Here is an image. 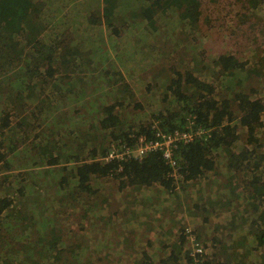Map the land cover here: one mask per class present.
I'll list each match as a JSON object with an SVG mask.
<instances>
[{
  "label": "trees",
  "instance_id": "obj_1",
  "mask_svg": "<svg viewBox=\"0 0 264 264\" xmlns=\"http://www.w3.org/2000/svg\"><path fill=\"white\" fill-rule=\"evenodd\" d=\"M176 2L0 0V103L3 104L0 110V165L5 166L7 172H12L15 167L23 169L30 162L31 167L44 168L39 173L41 184L36 177L31 182L29 178L20 182L19 176L14 175L12 184L0 185V228L5 230L6 236L0 237V264H83L91 260L93 254L97 260L90 264H116L111 261L113 255L108 261L100 248L93 250L92 256L89 254L92 249L88 245V232L77 237L72 232L63 233L62 225L49 215L47 217V213L56 211L60 196L65 204L75 191L80 194L79 202L85 210L82 222L100 231H110L113 235L110 241H116L120 248L123 238L126 242L136 239L139 242L140 237L144 238L137 229L143 213L149 221L157 215L168 217L167 221L173 227L178 220L195 216L197 210L209 218L211 207L215 206L213 197L210 196L206 204H198L201 199L184 197L183 192L175 193L195 180L207 181L199 194L207 192V186L212 187L209 190H215L210 181H216L208 174L217 165L230 174L241 173L246 185L264 188V146L257 137L264 130V87L247 92V80L242 85L235 80L245 66L242 62L237 63L233 55H221L217 60L220 79L214 78V71L203 74L200 70L199 77L176 73L175 79L165 83V100L170 107L157 109L147 121H141L140 116L135 118L132 111L128 116L119 113L118 108H124L120 100L113 104L105 100L108 97H124L122 100L129 103L135 100L133 92L125 87L119 66L113 65L111 70L97 69L96 64L101 61L99 55L102 59L105 49L112 48L114 54L123 53L121 65L131 76L132 66L128 67L126 62H141L143 70L148 69L146 64L155 56V45L162 28L172 35L178 31L195 32L175 11H171L169 17L164 15ZM187 11L189 21L197 23L200 20L201 11L195 0ZM263 11L264 0L241 1L237 22L239 27L246 26L243 34L249 36L246 39L250 42L264 36V18L259 15ZM157 22L162 23V27L153 31L152 26ZM126 33L131 35L133 45L119 50L115 45ZM127 41L130 40L126 38L123 42ZM72 58L77 66L82 62L85 69L99 72L91 77L95 96L101 95L99 101L90 103L92 107L98 105L91 115L96 121L92 128L82 131L78 125L71 129L70 123L67 126L57 116L69 97L75 96L79 101L88 96L87 89L77 94L73 82L68 77L60 78L59 70L54 66V63L70 64ZM262 60L254 66L264 67ZM61 101L62 107L59 106ZM49 104L53 106L46 108ZM28 106L38 110L37 122L29 116H21ZM48 116L56 117L59 122L49 126ZM88 116L85 114L83 119ZM44 122L49 131L61 129V134L56 135L60 138L58 143L45 135ZM23 126L30 132L23 133ZM188 131L199 132V135L188 143L178 142V148L172 150L174 164L160 150L139 159L120 158L124 146L134 150L139 147L142 137L163 142L164 137ZM87 133L96 137L98 143L95 146L89 147ZM241 133H245V141L241 139ZM28 140L35 155H31L32 149L26 145ZM102 178L115 179L123 199L111 197L110 202L105 198L98 207L99 194L94 192L92 182ZM149 189L161 192L156 203L148 195ZM47 200L51 201L50 205ZM257 202L259 206L254 212L246 211L238 214L236 220L229 219L228 226L233 232L222 234L220 242L235 239L237 232L239 236L238 241L231 244L227 260L214 261L201 239L198 241L191 231L181 230L180 242L191 241L187 261L197 244L204 249L203 260L207 259L202 264H264V195ZM112 209L117 211L112 212ZM112 213H115L113 219ZM177 260L172 254L159 262L148 260L146 264H177Z\"/></svg>",
  "mask_w": 264,
  "mask_h": 264
},
{
  "label": "rangeland",
  "instance_id": "obj_2",
  "mask_svg": "<svg viewBox=\"0 0 264 264\" xmlns=\"http://www.w3.org/2000/svg\"><path fill=\"white\" fill-rule=\"evenodd\" d=\"M241 1L242 0H201V2H199L195 0V3L198 4L200 8L201 17L197 23H193L188 20V15L186 14L189 7L194 3V0H186V3H184L185 0H177V2L172 5V9L164 12V15L169 17L170 12L175 11V14L186 20L188 25H191L195 32L188 33L185 31H178L177 34L172 35L171 33L168 34V31L162 28L161 34L158 33V41H156L155 45L156 51H154L155 56L152 60L149 58L146 64V67L149 66L148 69L144 71L141 62H136V64H133L132 61L126 62L128 67L132 66L130 68L132 73L131 76L125 73L121 65L123 53L114 54L113 49L108 45L111 50L105 49L101 54L102 59L99 55L98 60L101 61L97 62L96 67L99 70L100 67L111 70L113 65L119 66L125 78V87H128V89L133 92L135 100L131 103L123 101L125 100L124 97L122 98L123 100L114 97H108L105 98V100L110 104L117 103V101L120 100L124 103V108L119 107V113H123L124 115L127 114L128 116L129 111H132V115L135 118L140 116L142 119L141 121H147L153 113L157 112V109L165 110L170 107L165 100V94L167 93L165 83H170L175 79L177 76L176 73H191L199 77L201 76V73L198 72L200 70H203V74H209L214 71L216 73L214 78L220 79L221 71L217 69V67H220V64L217 63V60L221 55L225 54L233 55L237 58V63L242 62L245 66L240 70L235 80L240 85L247 80V92L250 89H261V86L264 87V67L260 66L256 68L254 66L260 59H263L262 64L264 65V36H258L251 42L246 39L249 37L243 34V28L245 29L246 26L239 27V23L237 22V15L241 9ZM259 15L264 18V11L259 13ZM259 26H262V24ZM161 27L162 23L160 24L157 22L152 26V30L156 31L157 28ZM123 37L125 38H121V42L125 41L126 38L130 41L123 43L118 42L115 47L119 50H121L122 47H130L133 45L130 34L128 35V33H126ZM66 51L68 50L66 49ZM54 66L58 68L60 78L68 77V79L73 82V87L76 88L75 91L77 94H79L81 90H88V96L79 101L76 100L75 96L74 98L69 97L66 100L67 104L62 109V112L57 113L58 119L63 121L67 126L70 123L71 129L75 128L77 125L79 131L92 128L91 125L96 119L95 117H91V115L96 111L95 109L98 105L92 107L90 103L99 101L100 98L98 97L101 95L95 96L96 94L93 92L95 88L93 87L91 77L92 75H99V72H92L90 69H85V64L82 62H80L79 68L74 58H72L70 64L63 65L61 63H54ZM224 77L221 79L223 82L225 81ZM103 87H105V85H103ZM125 103H127L126 107ZM1 105L3 104L0 103V110ZM52 106L53 105L49 104L45 107L50 108ZM59 106H63V101H61ZM42 107L44 108V106ZM22 111V117L29 116L30 119L37 122L39 113L33 106L26 107L27 112L24 110ZM85 114H89V116L83 119ZM146 116H148V118ZM58 119L54 116H48L46 121H48L49 126H52L56 125L55 122L58 121ZM22 120L24 119L22 118ZM82 120H84V122ZM19 121H21V118ZM24 124L28 125V123ZM29 126H32V124ZM57 128L58 131L55 128L57 133L53 130L49 131L45 122L43 123L45 135L47 137L50 136L49 140L52 142L58 143L60 138L56 137V135L61 134V129L59 127ZM22 132L28 133L30 131L27 126H23ZM87 135V141L90 143L89 147L95 146L98 142H96V137L92 136L94 134L87 133ZM257 137L264 146V130ZM29 139L32 140V137L30 136ZM241 139L244 141L246 140L245 133H241ZM101 143L102 140L99 141V144ZM26 145L29 149H32L30 152L31 155H35L36 152H34L30 140L27 141ZM256 145L259 146L258 143ZM83 152L84 150L82 153ZM62 168L63 167L60 166V169ZM43 169V166L41 168L31 167L30 162L26 164L23 169H17L15 167L12 172H7L5 166L0 165V185L5 183H7V185L12 184L13 181H15L12 177L14 175L19 176L20 182H22V179L28 178L30 179L29 182H31L33 178L36 177L35 180L41 184L39 173L43 172ZM208 175L210 179L216 181L209 180L213 187H215V190H209L212 187L208 188L207 186V192L199 194L200 189L207 181L195 180L187 186H183L181 190L175 194L180 195L181 192H183L182 196L184 197L187 195L192 196L194 200L201 199L197 201L198 204H206L209 201V197H213L215 206L211 207L209 218H206L200 210H197L195 216L188 215L183 220H178L177 225L173 227L168 223V217L164 218L161 215H157L149 221L145 213H143L141 217L139 216L137 229L140 230L139 232L144 238L140 237L139 242H137V239L126 242L123 238L120 248H117L116 241H110L113 237L110 231H100L96 227L87 226L85 222H82V216L85 210L83 205L79 202L78 196L80 194L77 191L72 193V198L65 204H63L62 196H60L59 201L56 202V211L49 212V214L47 213L46 215L47 217L49 215L50 219L54 218L57 224L62 225L61 229L63 233L70 234L72 232L73 236L77 237L88 232L90 234L87 236V239L90 241L88 245L90 244L92 249L89 254L91 255L93 250L95 252L100 248L104 256H107L108 261L112 254L111 261L116 262V264H146L148 260L151 259L159 262L160 259L169 258L172 254L178 258L177 261L179 262L177 264H185L187 261V253H189L188 251L191 247V241H186L183 244L180 242V237L182 235L181 230L185 232L191 231L193 235L197 236L198 241L201 239L202 245L207 248L208 253L211 255L210 257L214 259V261L227 260L231 253L229 248L231 244L233 245L234 241H238L239 236V232H237L235 239L220 242L223 240L222 234L233 232V229L228 226L229 219L236 220L238 219V217H236L238 214L246 211L254 212V208L259 206L257 202L258 198L264 195V188L256 189L251 185H246V179L241 173L230 174L221 165H217L215 170ZM92 183L95 189L94 192H98L99 194L98 207H100L103 201H106L105 198L111 202V197H115L114 199H123L124 197L123 194L120 195L118 191L119 183L113 178L96 179V182ZM160 194L161 192L159 190L149 189L148 191V195L155 203L158 201V196H160ZM54 195L53 192L52 198H54ZM171 198L172 197H169L168 199L171 200ZM47 202L48 205L51 204L50 200H47ZM48 211H50L49 208ZM116 211V209H112V212ZM114 217L115 213H112L111 218L113 219ZM169 233H171L170 236H168ZM0 237L6 238L5 230L1 228ZM8 240L11 241L10 239ZM95 241L97 243L96 246ZM74 242L76 243L75 240ZM94 255L95 254H93V256L91 255V260H86L83 264H90V261L96 262L97 259ZM172 261L174 260H171V262ZM100 263L108 264V262Z\"/></svg>",
  "mask_w": 264,
  "mask_h": 264
},
{
  "label": "built area",
  "instance_id": "obj_3",
  "mask_svg": "<svg viewBox=\"0 0 264 264\" xmlns=\"http://www.w3.org/2000/svg\"><path fill=\"white\" fill-rule=\"evenodd\" d=\"M159 133L157 134V136ZM199 135V132L194 133L192 131L188 132H176L175 136L164 137L163 142L161 141H148L146 138L142 137L139 140V147H136V149L131 150L128 148V146H124L123 152H120V158H143L147 153L154 152V151H162L164 153V157L167 160H170L173 162V148L178 146V142L184 141L186 143L193 141L196 136ZM182 143V142H181ZM178 148V147H177ZM204 255V249L200 247L199 245L194 246V250L190 253V258L185 264H202L207 261V259L203 260ZM176 264V263H172Z\"/></svg>",
  "mask_w": 264,
  "mask_h": 264
}]
</instances>
